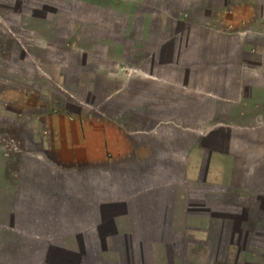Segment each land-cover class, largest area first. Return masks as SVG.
<instances>
[{
	"label": "crops",
	"instance_id": "crops-1",
	"mask_svg": "<svg viewBox=\"0 0 264 264\" xmlns=\"http://www.w3.org/2000/svg\"><path fill=\"white\" fill-rule=\"evenodd\" d=\"M8 127L0 264H264V0H0Z\"/></svg>",
	"mask_w": 264,
	"mask_h": 264
},
{
	"label": "trees",
	"instance_id": "trees-1",
	"mask_svg": "<svg viewBox=\"0 0 264 264\" xmlns=\"http://www.w3.org/2000/svg\"><path fill=\"white\" fill-rule=\"evenodd\" d=\"M14 140L17 142L16 148H19V141L20 138L18 137V134L15 132L12 128H2L0 129V145L6 147L8 145V142ZM14 155L16 156V152H14ZM16 160H14V163H8L7 169H11L15 166Z\"/></svg>",
	"mask_w": 264,
	"mask_h": 264
},
{
	"label": "built area",
	"instance_id": "built-area-1",
	"mask_svg": "<svg viewBox=\"0 0 264 264\" xmlns=\"http://www.w3.org/2000/svg\"><path fill=\"white\" fill-rule=\"evenodd\" d=\"M12 148H8L9 149V151H11V150H14L15 148H16V146L14 145L15 143H14V141H11L10 143H8Z\"/></svg>",
	"mask_w": 264,
	"mask_h": 264
},
{
	"label": "rangeland",
	"instance_id": "rangeland-1",
	"mask_svg": "<svg viewBox=\"0 0 264 264\" xmlns=\"http://www.w3.org/2000/svg\"><path fill=\"white\" fill-rule=\"evenodd\" d=\"M6 148H12L9 144L6 146ZM6 171H7V167H6Z\"/></svg>",
	"mask_w": 264,
	"mask_h": 264
}]
</instances>
